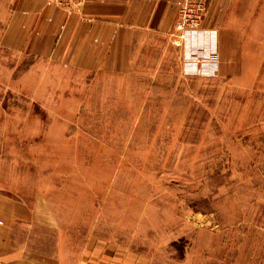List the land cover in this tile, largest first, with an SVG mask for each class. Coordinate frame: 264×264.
I'll return each instance as SVG.
<instances>
[{
  "label": "rangeland",
  "instance_id": "374dc122",
  "mask_svg": "<svg viewBox=\"0 0 264 264\" xmlns=\"http://www.w3.org/2000/svg\"><path fill=\"white\" fill-rule=\"evenodd\" d=\"M11 3L0 192L48 203L58 229L38 242L102 244L132 264H264L262 39L222 62L185 25L188 45L142 37L122 70L95 71L9 50Z\"/></svg>",
  "mask_w": 264,
  "mask_h": 264
},
{
  "label": "crops",
  "instance_id": "0c3cea01",
  "mask_svg": "<svg viewBox=\"0 0 264 264\" xmlns=\"http://www.w3.org/2000/svg\"><path fill=\"white\" fill-rule=\"evenodd\" d=\"M11 2L3 44L19 53L61 58L75 67L122 70L142 37L170 39L174 35L188 45L194 38L188 35L180 40L178 24L185 4L196 7L200 16L201 30L191 45L216 48L223 62L229 50L239 48V40L251 47L247 40L262 39L264 64V0H86L74 12L52 6L49 0ZM228 41L226 48L222 42ZM38 229H58L48 203L41 198L26 202L1 191L0 264H132L102 244H90L78 252L60 242L58 248L41 245L40 236L34 234Z\"/></svg>",
  "mask_w": 264,
  "mask_h": 264
},
{
  "label": "built area",
  "instance_id": "2783aa9c",
  "mask_svg": "<svg viewBox=\"0 0 264 264\" xmlns=\"http://www.w3.org/2000/svg\"><path fill=\"white\" fill-rule=\"evenodd\" d=\"M86 0H49V3L53 6L61 8L65 11L74 12L78 10ZM199 13L196 7L185 4L180 11L179 26L182 28L185 25H197L199 20Z\"/></svg>",
  "mask_w": 264,
  "mask_h": 264
},
{
  "label": "bare ground",
  "instance_id": "6f19581e",
  "mask_svg": "<svg viewBox=\"0 0 264 264\" xmlns=\"http://www.w3.org/2000/svg\"><path fill=\"white\" fill-rule=\"evenodd\" d=\"M214 54V53H213Z\"/></svg>",
  "mask_w": 264,
  "mask_h": 264
}]
</instances>
